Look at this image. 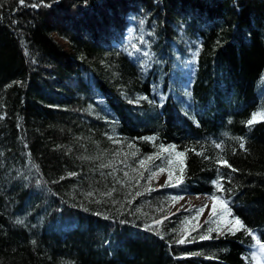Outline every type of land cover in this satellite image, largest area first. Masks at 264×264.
Masks as SVG:
<instances>
[{
  "label": "trees",
  "instance_id": "trees-1",
  "mask_svg": "<svg viewBox=\"0 0 264 264\" xmlns=\"http://www.w3.org/2000/svg\"><path fill=\"white\" fill-rule=\"evenodd\" d=\"M198 3L25 0L21 5L18 0H0V264H254L246 246H251L254 230L264 235V119L248 127L242 139L246 127L239 121L228 123L224 112L216 111L220 121L213 125H193L190 120L183 128L172 124L161 149L139 134L110 133V122H90L85 115L98 107L108 109L112 97L120 100L124 95L119 87L130 92L146 84L155 86L153 101L145 102L150 113L166 111L172 97L154 82L164 47L178 59L194 62L179 68L191 96L185 101L182 93L173 95L189 105L193 115L198 104L210 105L219 93L227 104L233 98L230 85L238 87L239 78L249 90V80L264 70V0H225L224 7L208 4L209 23L215 24L209 32L207 27L201 31L198 25H179L187 20L189 7ZM137 7L149 9L150 20L158 26L169 20L173 27L144 25L135 27L133 35L127 29H119L118 35L116 27H109ZM92 14L94 23L88 20ZM183 34V43L169 44ZM111 36L121 37V44ZM148 52L157 54L147 58ZM147 64L157 66L146 70ZM83 68L89 77L82 76ZM165 123L157 117L152 124ZM230 141L237 142L233 149L227 147ZM130 157L146 159L145 167L123 170L120 163ZM110 163L118 165L114 176L108 174ZM160 168L172 170L173 180L158 184L150 171ZM31 174L40 175L46 187L66 197L69 208L59 212L76 221V230L59 236L46 232L42 220L52 207L36 203L27 182ZM202 192L227 199L231 214L205 216L197 212L198 205L190 207L178 199ZM173 208L178 213L168 214ZM82 211L90 217H81ZM28 215L35 219L28 221ZM235 217L251 234L228 230ZM175 219H180V226H175ZM140 224L146 236L138 231ZM181 239L185 242L178 243Z\"/></svg>",
  "mask_w": 264,
  "mask_h": 264
},
{
  "label": "bare ground",
  "instance_id": "bare-ground-1",
  "mask_svg": "<svg viewBox=\"0 0 264 264\" xmlns=\"http://www.w3.org/2000/svg\"><path fill=\"white\" fill-rule=\"evenodd\" d=\"M154 1V0H152ZM199 1L198 4H193L189 7V15L187 20L183 19L179 25H182V27H187L188 25H194L190 27H195V25L201 26V31L204 27H207L205 31L209 32L210 30H213L214 25L213 23H209L210 17L208 15L209 11H211V7L209 5L212 4V2L218 3L221 6H225V0H215L210 2L209 0H197ZM238 1V0H236ZM206 2V3H205ZM203 3L206 4V6L203 5ZM252 3V2H251ZM209 4V5H208ZM196 5V6H194ZM162 5H159L156 3V7L160 9ZM201 6V7H199ZM253 5L250 4V7ZM217 11V7L215 8ZM198 10V11H197ZM251 10V9H250ZM214 12V10H213ZM138 14V16H136ZM151 11L149 9L146 10L144 7H137L134 10L129 11L121 18L117 19L118 21L115 22L116 24L110 25L109 27H116L114 28V31L121 35L119 32V29L122 31H125V29L129 30V34L133 35L136 31L135 27H144L146 25L147 27H166L170 28L173 27V23L169 20H166L162 22L161 25L158 26V24L154 21H151L150 19ZM92 17V19H91ZM88 18V20L92 21L91 23H94L95 20H93V17H96L94 14ZM139 18H143V23L139 22ZM196 21L195 23H192L193 21ZM190 21V22H189ZM188 22L190 24H188ZM211 22H214L212 20ZM217 23V22H215ZM98 26V22L93 27ZM189 27V26H188ZM203 27V28H202ZM124 28V29H123ZM127 32V31H126ZM203 36H201L202 43H205L206 34L202 33ZM184 34L183 36L178 37L177 39L169 40V44H173V42L176 43H183L184 42ZM102 37V36H100ZM113 40L116 41V43L121 44L120 40L121 37H114L111 36ZM145 39L153 40L152 37H145ZM105 43V42H104ZM107 45H111L110 43H106ZM166 50L162 51V57H163V63L158 64V73L157 77H154V82L157 83V87L166 94L167 97H172L171 101L169 102L168 106L166 107V111L155 114L150 113L151 107L146 106L145 102H151L153 101V97L150 98L151 92L153 93V90L155 86L149 87L148 84H146L141 89L139 88H133L132 91L128 92L124 87H119V91L123 93L124 96L120 94L122 97L120 100H118L116 97H112L110 101L107 103L108 109L98 107L97 110H92L90 112H86L85 115L87 116V119H90V122L92 120L97 121V119H101L105 122V124L110 122L109 132H114L116 135L119 136H133L135 134H139L141 136H145L148 138V143L153 144L156 147H160L163 149L166 146L167 139L164 136L170 135L172 132V124L174 126H179L180 128H183L184 126L192 122L193 125H195L198 121H201L203 123L212 124L216 123L220 117L215 116L217 114L216 111L222 113L224 112L223 116H225L227 119V122H233L239 121L240 124H243L244 127V134H241L240 137L242 139H246V136H248L249 128L257 124L258 120H261L258 116L257 120L254 123L249 124L248 122L252 119L254 113H264V70L262 75L259 73L256 77L249 80V90L245 89V85H240L238 79V87L230 85V89L232 92H230V95L233 97L231 100L228 101L226 104V99H224L223 94L219 93L220 97H217V99L210 100V105L203 104L201 102L198 104V110L195 112V115L190 113L188 111L189 105H186L181 100L176 99L173 97V95L177 93L183 94V99L186 101L187 96H191V92H186L185 82H186V75L185 73L180 70L179 68L182 67H188L191 65H194V62L192 60L188 59H178L177 56L171 52L168 48L164 47ZM192 52H196L195 48L190 49ZM157 54V52H148V57L153 56ZM155 57V56H153ZM162 59V58H161ZM157 66V64H147L145 69H149L150 67ZM264 68V65L262 69ZM85 69H82V72ZM80 72V73H82ZM262 72V70H261ZM90 75V74H89ZM82 76L89 77L88 74L84 71L82 73ZM165 80V83L162 81ZM92 81V80H91ZM164 84V86H163ZM240 89V90H239ZM95 92V90H93ZM95 99H99V95L94 93ZM188 93V94H187ZM187 94V95H186ZM193 99L197 100L194 95L192 96ZM198 103V102H197ZM210 106V107H209ZM212 108V109H210ZM150 109V110H149ZM89 110V109H88ZM215 110L214 113H211L210 111ZM139 111V112H138ZM143 113H148L146 115H143ZM195 117V119H192V117ZM158 118H161L163 122H166L164 126H159L162 130V132H159V127L157 125H154L152 123H155V121ZM220 121V120H219ZM213 125V124H212ZM163 135V136H161ZM239 137V139H240ZM178 143H182V141H178ZM237 142L230 141L227 145L228 149H233V146ZM168 158H171L170 154L166 155ZM209 156V154H207ZM126 161L120 163L123 166V170H126L128 172L135 171L136 166H141V163L138 162V160L134 159V157L125 158ZM146 160V159H145ZM144 161V165L142 167H145L146 163ZM30 162V161H29ZM138 162V165H136ZM119 164V165H120ZM169 165H171V162L169 161ZM118 166V165H117ZM117 166L110 163L108 166V174L115 175V171L117 170ZM171 173V172H170ZM171 179L167 181H172L174 174H170ZM23 175H20L19 178H21ZM27 182L29 183L30 187L32 188L33 192H35L34 197L39 202H47L48 205L52 207V209L49 211V208L46 209L44 220H42L43 224H47L49 220H58L59 224L56 229H52L48 231L49 233H52L53 236H59L61 233H70L74 230H76V227L78 228L79 225L76 224V227H62V230L59 226H61V223L63 222L62 219L57 217V213L59 210L64 209L67 207L66 197H64L62 194H59L55 191H53L51 188H48L45 186L46 182L45 180L40 177V175L31 174L27 177ZM166 182V181H164ZM163 182V183H164ZM158 184H162L157 181ZM138 187V186H135ZM146 187L144 186V189ZM200 195H207L209 197H213L208 192H202L199 193ZM219 198V197H218ZM213 200V199H212ZM223 200L222 197H220L218 200L213 201H221ZM224 207L226 206V202L223 203ZM66 210V209H65ZM34 211V210H33ZM179 209L173 208L168 210V214L175 215L177 214ZM25 219L28 221L34 220L35 215H28L25 216ZM76 223V222H74ZM72 223V225L74 224ZM168 223V221H167ZM175 226H180L181 221L180 219L174 220ZM71 225V224H70ZM33 228L35 229L34 225ZM52 231V232H51ZM139 232L142 233V236H146L147 231L142 227L140 224V227L138 229ZM163 233V231H161ZM153 234V233H152ZM155 235V233L153 234ZM253 239H250V244L246 246V249L248 252L251 253L253 257V253L261 252V257L264 261V249L259 248V246L256 245V240L259 239L260 243L264 245V235L258 236V232L254 230L252 232ZM54 238V237H53ZM130 238L128 239V241ZM52 246L56 247L58 243L55 239L51 242ZM116 250V249H115Z\"/></svg>",
  "mask_w": 264,
  "mask_h": 264
},
{
  "label": "rangeland",
  "instance_id": "rangeland-1",
  "mask_svg": "<svg viewBox=\"0 0 264 264\" xmlns=\"http://www.w3.org/2000/svg\"><path fill=\"white\" fill-rule=\"evenodd\" d=\"M177 13H178L179 17H182L183 16L180 12H177ZM101 36L102 37H105L106 35L105 34H101ZM95 43L97 45H101L102 44V41L101 40H96ZM79 112H80L81 115H83L84 109H80ZM152 173H156L155 176H153V175L152 176L158 182L163 183L164 181L169 180V176H170L171 173H173V171L171 170V173L167 169H165L163 172H160L159 170L156 171V172L150 171V174H152ZM181 201L183 203H185L186 205H190V207L191 206H194V205H198L199 207L203 208V211H204V215L205 216L212 214V208H213V205L214 204L216 205V208H217V213L216 214H218V213L224 214L226 212L225 211V208H224V204H223L224 202H226L225 200L213 201L212 198L209 197V196H207V195H202V194L201 195L200 194H188ZM49 211H50V209H49ZM60 214H62V212L61 213L58 212L57 213V217L63 220V222L61 223V226H59L61 230H62V227L63 228H65L67 226L68 227H76V224L77 223H74L76 221H73V219L68 220L67 217L61 216ZM81 217H85V219H87L86 217H90V213L89 212H83L82 211L81 212ZM98 220L100 221V218H98ZM56 223L59 224L58 220H56L54 223H49L48 225L46 224V232L48 233V231H50L52 229H56L58 227V225L57 226H54V224H56ZM72 223H74V224L72 225ZM97 235L100 236L99 234H97Z\"/></svg>",
  "mask_w": 264,
  "mask_h": 264
},
{
  "label": "snow or ice",
  "instance_id": "snow-or-ice-1",
  "mask_svg": "<svg viewBox=\"0 0 264 264\" xmlns=\"http://www.w3.org/2000/svg\"><path fill=\"white\" fill-rule=\"evenodd\" d=\"M18 2H19L21 5H23V4L25 3V0H18ZM42 2H43V0H41V3H42ZM32 6H33V7H36V6H38V5L34 4V5H32ZM196 55H198V53H196ZM258 116H259L260 118L264 119V113H254L252 119H251L248 123H249V124L254 123V122L257 120V117H258ZM217 146H219V145H217ZM172 147H173V149H174L175 146H172ZM179 155L182 156L183 153H179ZM147 159H151V157H148ZM221 162H222V163H226V161H221ZM140 163H141V166L144 165V161H141ZM164 170H165L164 168H160V169H159L160 172H163ZM69 175H75V173H70ZM141 175H142V174H141ZM152 175L155 176L156 173H153ZM169 179H171V175L169 176ZM110 194H111V193H109V195H110ZM178 199H183V197H179ZM212 199H213V200H218L219 198L216 197V196L214 195V196L212 197ZM202 211H203V208L197 209V212H198V213H200V212H202ZM225 211H227L229 215L231 214V210H230V209H227L226 206H225ZM216 213H217V208H216V205L214 204V205H213V208H212V215L215 216ZM234 221H235V222H234V224L232 225V227L228 229L230 232H233V234H234L235 231H239L240 229H244V230L246 231L247 234H251L252 230H251V229H247V228H246V225H244V223L239 219V217H235V218H234ZM157 223H160V221H157ZM209 231H213V229H209ZM200 238H201V239H208L209 237H207V236H202V237H200ZM184 242H185L184 239H181V240L178 241V243H184ZM256 245L259 246V248L264 249V245H262V244L260 243L259 239L256 240ZM256 257H257V253H253V258H256Z\"/></svg>",
  "mask_w": 264,
  "mask_h": 264
}]
</instances>
